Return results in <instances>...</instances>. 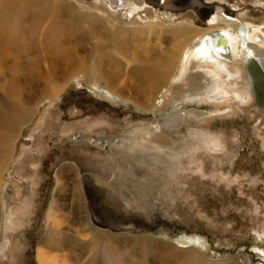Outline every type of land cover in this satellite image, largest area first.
Wrapping results in <instances>:
<instances>
[{"label":"rangeland","instance_id":"obj_1","mask_svg":"<svg viewBox=\"0 0 264 264\" xmlns=\"http://www.w3.org/2000/svg\"><path fill=\"white\" fill-rule=\"evenodd\" d=\"M83 1L0 0V264H39L40 251L46 264H264V108L246 67L228 62L236 97L209 101L178 80L141 111L152 94L133 66L176 48L172 26L204 22L188 8L142 34ZM206 1L264 26V0ZM193 63L184 76L202 86ZM96 78L130 103L94 96Z\"/></svg>","mask_w":264,"mask_h":264},{"label":"bare ground","instance_id":"obj_2","mask_svg":"<svg viewBox=\"0 0 264 264\" xmlns=\"http://www.w3.org/2000/svg\"><path fill=\"white\" fill-rule=\"evenodd\" d=\"M153 1L154 0H93L97 5L101 6V14L105 13L109 17L112 16L120 26L121 24L134 23L143 28L142 25H145L144 27H147L148 32L142 31L140 33H147L148 35L150 33L151 35L157 34L153 26L158 23L164 24L168 20H172V23L167 22V25H171L173 24V20H175L174 17L178 15V12L184 11H175L159 6L165 3V0H158V3H160L159 5L155 4ZM221 5L224 9H218V3L214 2L213 11L208 12L203 17V26L195 24L190 26V24L188 25L180 22V25L169 28L171 31H169L168 34H170L172 39L175 38L177 41L176 48L173 49L172 52H167V54L165 53L164 55L162 54V56L156 57L151 61L149 58L142 59L140 60L139 66H133L135 69L131 71L140 74L142 78V83L138 91L143 94H152L148 105L139 106L137 107L138 109L152 113L157 111L158 104L161 103L162 105L165 102V97L170 93L168 91L172 89L174 82L178 80H186V83L190 82V85L193 86L192 88H197L196 91L203 90L201 94H204V96L206 94L209 101H224V98L228 100L230 97L238 96L240 93L223 87L227 85L228 80L237 72V67H235V69H230L228 67V62L233 60V58L237 59L246 67L248 82L252 90L251 93L256 95L261 109L264 108V43L258 34L264 35V26L242 20L238 15H234V8L226 10V6L223 4ZM146 20L150 23H140ZM115 38L116 37H114V40ZM260 42L263 44H260ZM189 61H194L193 64L198 66L200 72L204 71L202 72L204 73V84L202 86H200V84L196 85V82H192L191 79L193 76H184ZM145 64H147V66H145ZM157 81H161L164 87L155 89L158 87V85H155L158 83ZM90 84H93L92 93L94 96L112 103L120 102V104L123 105L130 103L119 94L111 91L108 87L101 85L98 78L93 80ZM77 85H80L78 80ZM185 96L189 98L193 95L192 92H189L185 94ZM145 128L142 127L140 129L143 140L149 139L153 132L156 134L160 132V127L158 125L154 127L155 130H148ZM159 135L161 136V134ZM57 178L58 174L55 175L56 180L59 179ZM74 183L73 181V187L76 189H74L73 193L76 196V200L79 202V208H83L82 211L84 212V199L81 193V187ZM106 183V187L113 188L111 182L106 181ZM53 205H55V203ZM52 211V206L50 205L47 211L48 219L51 217ZM84 225L90 235L88 236L91 237V242L100 244L97 246L99 249L103 248L105 251L110 250L108 240L110 236L106 234V232L94 226H90L89 220L87 223H84ZM186 240L192 241L193 239L188 238ZM108 255H106V262L110 259ZM37 261L39 264H46L49 262L48 255L44 251L38 252Z\"/></svg>","mask_w":264,"mask_h":264},{"label":"water","instance_id":"obj_3","mask_svg":"<svg viewBox=\"0 0 264 264\" xmlns=\"http://www.w3.org/2000/svg\"><path fill=\"white\" fill-rule=\"evenodd\" d=\"M155 4L158 3V0L153 1ZM159 6L169 8L175 11H181L185 9H193L201 19L208 13L213 11L214 9V2H206L204 0H165V3L160 4ZM226 10L229 8L225 7Z\"/></svg>","mask_w":264,"mask_h":264}]
</instances>
